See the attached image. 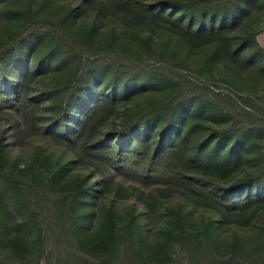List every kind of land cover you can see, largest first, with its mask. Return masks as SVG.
<instances>
[{"label":"rangeland","instance_id":"374dc122","mask_svg":"<svg viewBox=\"0 0 264 264\" xmlns=\"http://www.w3.org/2000/svg\"><path fill=\"white\" fill-rule=\"evenodd\" d=\"M198 2L208 4L211 9L205 13L204 26H208V19L212 17L215 27L229 28L232 48L239 49L236 59L215 53L213 44L209 42L187 45L163 25L124 27L110 19L96 17L87 5L82 4V0H0V42H12L14 33L23 22L21 15L12 12L15 9L29 7L38 19L45 18L53 22L64 13L66 7H74V13L62 26L64 35L74 47L87 46L86 53L79 54L101 59L92 68V80L98 82L97 89L114 95L118 100L116 113L101 128L100 135L108 133L113 123L122 122L126 108L162 101L179 89L176 82L180 81L191 99L180 109L178 132H187L194 147L206 136L210 127L218 130L241 128L237 134L231 131L217 144L211 140L203 148L205 153H217L224 157L230 153L233 157L241 158L239 168L227 179L217 183L216 188H220L256 172L263 164L264 0H252V4L251 0H240L231 7L230 3L236 0ZM147 5L163 7L176 17L187 15L183 13V6L172 7L165 4L164 0H147ZM92 23L95 30L87 36L86 32ZM192 24H200L197 17L193 18ZM58 55L47 34L29 53H25L26 68L36 73L32 83L34 94L39 95L44 85L52 87L74 75L75 65L70 64L74 63V59L58 63ZM42 57L45 59L41 60ZM138 72L145 76L143 81L138 82L136 79L140 75ZM113 73L117 79L115 87L112 89L110 85H102L104 79ZM122 79L128 81L123 88L120 87ZM164 79L171 85L164 84ZM186 80L192 84H187ZM4 84L0 82V85ZM53 97L48 95L43 102L40 132L26 138L21 144L12 136L11 121L0 120V138L5 145L8 162L14 159L17 164L14 168L5 163L3 185L12 195L14 192L11 188L15 190L20 187L38 208L34 226L33 219L26 218L31 228L23 235L26 239L22 251L13 253L7 245V240L16 235L12 223L7 221L4 227H0V259L5 264H81L77 258L79 256L90 261L100 259L99 254L89 249L70 229H63L64 222L71 224L70 219L56 214L76 179H94L87 163L74 160L69 150L53 141ZM11 113V120L20 119L17 112ZM149 132L155 133V128L152 127ZM38 147H42L45 163L36 156ZM56 161L67 163V168L58 178L52 176L50 169ZM117 176L124 187L132 184L146 192L162 186L159 180L136 174L118 172ZM91 205L92 227L98 224L106 207L112 206L117 212L119 235L111 264H129L125 253H131L130 247L136 249L139 245L158 240L168 243L169 253L174 259L172 264H208L207 249H196L188 240L190 233L200 231L202 221L208 220L211 225L215 223L220 235L217 237H221L217 257L230 264H252L243 262V258L251 254L253 264H264V212H259L248 225H236L218 222L213 207L201 200L194 202L182 193L159 197L155 206L149 209L134 195H127L124 189L118 198L102 193L92 200ZM178 207L183 213H189L184 220V236H167L165 229L172 228L168 209ZM131 210L136 215L137 228L129 220L128 212ZM46 218H51V222L56 224L53 226L55 228L47 237L39 238L38 228H43Z\"/></svg>","mask_w":264,"mask_h":264},{"label":"trees","instance_id":"16d2710c","mask_svg":"<svg viewBox=\"0 0 264 264\" xmlns=\"http://www.w3.org/2000/svg\"><path fill=\"white\" fill-rule=\"evenodd\" d=\"M239 1L231 2L230 7ZM164 2L172 7L183 6L186 17H176L163 7H151L147 5V0H82V4L87 5L96 17L110 19L124 27L163 25L187 45L209 42L213 44L215 53L234 59L238 57L239 49L232 48L228 27H215L212 17L208 19V26H204L205 13L211 11L208 4L202 5L198 0ZM74 11V7H66L64 13L53 22L45 18L38 19L29 7L12 11L21 15L23 22L14 33L12 42H0V82L5 83L0 85V120L11 121L12 136L21 144L26 138L40 132L43 102L46 96L54 95L55 129L51 131L52 139L57 145L69 150L74 160L87 163L94 179H76L64 202L60 203L61 209L56 211L58 216L65 215L71 221L69 225L64 222L63 229H70L100 256L99 261L79 256L77 258L80 263L111 264L117 250V212L112 206L103 209L98 224L91 226V202L102 193L118 198L124 189L127 195H134L149 209L155 206L159 197L182 193L194 202L201 200L213 207L218 222L236 225H248L259 212H264V153L263 164L256 172L234 180L227 186L216 188L219 181L227 179L239 168L241 158L233 157L230 153L226 157L217 153H205L203 148L211 140L217 144L231 131L237 134V130L241 128L218 130L210 127L206 136L194 147L187 132H178L180 109L191 99L180 81L176 82L179 89L164 100L142 107L126 108L122 122L113 123L108 133L100 135L101 128L116 113L118 100L114 95L97 89L98 82L92 80V68L101 59H91L83 56L85 54H79L86 53L87 46L74 47L64 35L62 26ZM194 17L198 18L199 25L192 24ZM94 30L95 25L92 23L86 35L90 36ZM44 34L48 35L59 53L57 62L62 63L72 58L74 63L70 64H74L75 69L72 73L74 75L67 81L56 83L52 87L44 85L39 95H36L32 92L36 73L26 68L25 53H29ZM43 59L45 58L42 57L41 60ZM138 74V82L143 81L145 76L141 72ZM162 81L171 85L167 79ZM116 82L113 73L104 79L102 85H110L113 89ZM120 82V87L123 88L128 81L122 79ZM186 82L192 84L189 80ZM89 94L92 97H88ZM11 111L19 114L18 121L11 120ZM152 127L155 128V133L149 132ZM239 136L240 133L237 138ZM36 156L42 163L46 162L42 147H38ZM5 163L14 168L17 166L14 159L8 162L5 145L0 138V227H4L7 221L12 223L16 235L7 240V245L13 253H18L25 247L26 238L23 235L31 228L26 218H32L34 226L38 208L20 187L15 190L11 188L14 192L12 195L3 185ZM66 168L67 163H52V176L58 178ZM118 172L156 179L161 181L162 186L154 187L148 192L132 184L124 187L118 179ZM43 216L46 217L44 213ZM128 216L137 228L135 213L131 210ZM187 216L189 213H183L179 207L168 209V220L172 223V228L165 229L167 236H184V220ZM55 225L51 218H46L43 228H38V237H47ZM217 236L220 235L215 223L211 225L208 220L202 221L200 231L190 233L188 240L196 249H207L208 264H230L216 255L221 238ZM167 244L158 240L139 245L136 249L130 247L132 251L125 253V259L129 264H172L174 259ZM253 260L251 254L243 258L245 263L253 264ZM0 264L5 262L0 259Z\"/></svg>","mask_w":264,"mask_h":264}]
</instances>
